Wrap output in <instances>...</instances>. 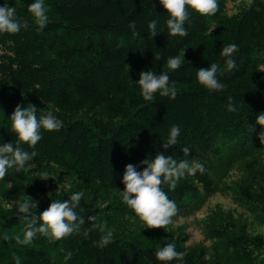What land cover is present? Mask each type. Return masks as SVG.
Segmentation results:
<instances>
[{"label":"trees","instance_id":"trees-1","mask_svg":"<svg viewBox=\"0 0 264 264\" xmlns=\"http://www.w3.org/2000/svg\"><path fill=\"white\" fill-rule=\"evenodd\" d=\"M226 6L0 0V264H264V0ZM218 192L257 223L189 243Z\"/></svg>","mask_w":264,"mask_h":264},{"label":"rangeland","instance_id":"rangeland-1","mask_svg":"<svg viewBox=\"0 0 264 264\" xmlns=\"http://www.w3.org/2000/svg\"><path fill=\"white\" fill-rule=\"evenodd\" d=\"M252 0H227L226 6V14H232L239 10V8L243 5H249ZM234 176L228 179L230 182L234 183ZM226 191L231 192V189H226ZM226 193V192H225ZM215 193L212 195L208 201H206L200 208V210L196 212H192L190 215L184 217L179 224H182L186 231L190 234L189 243H197V242H205L209 244V241H206V234H205V217L208 214V211H212L216 206L222 204L225 208H231L241 219L242 215H246L249 219L251 225L257 223V215L254 212H251L246 209L245 206H241L236 204L237 201L231 193ZM190 204L194 206H199L200 201L199 199H191L189 198ZM2 204L0 203V215L1 211H3ZM255 233H262L264 234V224L255 225L252 229Z\"/></svg>","mask_w":264,"mask_h":264}]
</instances>
